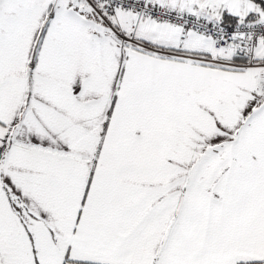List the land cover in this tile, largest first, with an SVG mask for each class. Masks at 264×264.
<instances>
[{"label": "snow or ice", "instance_id": "1", "mask_svg": "<svg viewBox=\"0 0 264 264\" xmlns=\"http://www.w3.org/2000/svg\"><path fill=\"white\" fill-rule=\"evenodd\" d=\"M0 264H264V0H0Z\"/></svg>", "mask_w": 264, "mask_h": 264}]
</instances>
